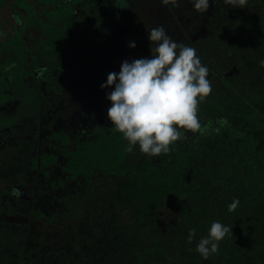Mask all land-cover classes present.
Returning <instances> with one entry per match:
<instances>
[{
  "label": "trees",
  "instance_id": "trees-1",
  "mask_svg": "<svg viewBox=\"0 0 264 264\" xmlns=\"http://www.w3.org/2000/svg\"><path fill=\"white\" fill-rule=\"evenodd\" d=\"M209 2L205 13L195 10L194 0L172 9L184 20L183 44L209 70L212 93L200 103L198 116L211 128L205 135L187 132L158 157L141 153L138 145L127 152L128 141L108 119L110 101L71 107L67 98L53 99L51 93L66 82L78 88L97 78L87 76L78 54L35 74L27 64L30 52L14 31L15 43L6 51L18 56L0 66L20 64L15 70L24 73L20 82L37 101L39 118L30 136L20 128L19 140L40 142L41 148L28 168L16 170L30 180L33 197L21 225L7 228L0 219V264H264V0H248L243 9L225 0ZM41 27L47 42L61 35L55 24ZM221 31L222 48L256 66L244 87L233 83L227 67L216 68V57H207L209 46L220 51L211 44ZM97 82L90 87L96 89ZM5 85L0 80V90ZM10 98L9 90L1 91L0 111ZM220 118L228 125L216 123ZM1 119L3 129L23 124ZM1 191L2 201L8 199L9 187ZM236 198L240 203L229 212ZM214 221L232 233L205 260L196 248Z\"/></svg>",
  "mask_w": 264,
  "mask_h": 264
},
{
  "label": "rangeland",
  "instance_id": "rangeland-1",
  "mask_svg": "<svg viewBox=\"0 0 264 264\" xmlns=\"http://www.w3.org/2000/svg\"><path fill=\"white\" fill-rule=\"evenodd\" d=\"M172 8L171 4L163 5L161 0H53L49 3L45 0H0V63L17 58L14 50L6 49L15 43L14 31H19L21 35L17 39L30 52L27 64L35 74L42 75L56 69L78 54L87 64V76L97 78L85 79V84L78 88L74 84L69 87L66 82L64 89L51 93L53 99L67 98L66 104L71 107L96 100L108 103L106 93L113 89L102 90L101 84L106 82L109 73H119L124 60L131 62L151 58L156 44L148 40L147 34L152 28L163 26L172 40L183 44L186 38L181 33L184 20L179 15L180 11L175 14ZM42 22L55 24L62 30L55 42L46 41ZM223 37L222 31L213 35L211 45L220 51L215 53L214 48L209 46L207 57H216L213 60L216 68L222 65L227 67V74L233 76V83L244 87L254 75L256 66L252 60L244 59L239 54L229 55L228 48H222L225 47ZM133 41L136 44L134 49L129 47ZM16 64H10L13 65L10 67L12 74L7 73L10 69H6V66H0V80L6 82L0 93L7 89L11 94L4 104L5 110L0 111V119L17 118L23 121L18 129H3L0 125V191L13 187L10 198L8 196L3 201L0 198V219L7 228L13 222L22 224V215L28 211L24 207L33 197L30 180L22 176L23 171L18 174L16 170L25 166L28 168L30 159L37 158L41 148L40 142L19 140L21 127L25 135L32 134L33 126L38 123L39 108L30 90L20 82L24 73L15 70L20 65ZM66 78L68 81V76ZM96 80L98 86L92 89L90 86Z\"/></svg>",
  "mask_w": 264,
  "mask_h": 264
},
{
  "label": "clouds",
  "instance_id": "clouds-1",
  "mask_svg": "<svg viewBox=\"0 0 264 264\" xmlns=\"http://www.w3.org/2000/svg\"><path fill=\"white\" fill-rule=\"evenodd\" d=\"M161 2L178 6L177 0ZM225 3L243 9L248 0H225ZM209 7V0H194L197 12L205 13ZM147 37L156 44L151 58L124 60L119 73H109L100 87L113 89L106 93L111 102L107 116L128 141L127 152L132 153L133 146L138 145L141 153L158 157L168 154L170 146L186 138L187 132L201 135L209 132L211 125H202L198 112L200 103L212 93V85L209 70L194 48L172 40L163 26L152 28ZM129 47L134 49L135 42H130ZM261 64L264 66V61ZM216 123L221 127L228 125L225 118ZM239 203L238 198L234 199L228 205L229 212H234ZM195 232L190 230L189 242ZM230 233L231 227L212 222L208 236L200 239L196 251L207 260L218 253L219 242Z\"/></svg>",
  "mask_w": 264,
  "mask_h": 264
},
{
  "label": "flooded vegetation",
  "instance_id": "flooded-vegetation-1",
  "mask_svg": "<svg viewBox=\"0 0 264 264\" xmlns=\"http://www.w3.org/2000/svg\"><path fill=\"white\" fill-rule=\"evenodd\" d=\"M12 188H13L12 186H9L8 196L10 195ZM9 198H10V196H9Z\"/></svg>",
  "mask_w": 264,
  "mask_h": 264
}]
</instances>
